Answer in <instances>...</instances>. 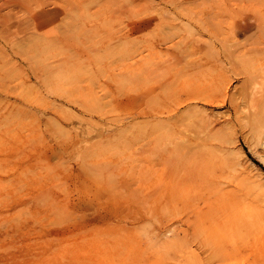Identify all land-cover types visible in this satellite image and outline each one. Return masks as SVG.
Instances as JSON below:
<instances>
[{
    "label": "rangeland",
    "instance_id": "rangeland-1",
    "mask_svg": "<svg viewBox=\"0 0 264 264\" xmlns=\"http://www.w3.org/2000/svg\"><path fill=\"white\" fill-rule=\"evenodd\" d=\"M259 131L264 0H0V264H264Z\"/></svg>",
    "mask_w": 264,
    "mask_h": 264
},
{
    "label": "bare ground",
    "instance_id": "bare-ground-1",
    "mask_svg": "<svg viewBox=\"0 0 264 264\" xmlns=\"http://www.w3.org/2000/svg\"><path fill=\"white\" fill-rule=\"evenodd\" d=\"M222 69V68H221ZM198 98H199V96H197ZM204 97V96H203ZM191 99H197V98H195V97H191ZM209 99H210V97H209ZM213 101V100H212ZM174 114H176V112L174 113ZM177 115V116H176ZM175 115V117H178V114H176ZM180 115V114H179ZM167 122V121H166ZM255 137H256V139L258 140V144H259V146H261V148H262V154H264V134H262V132L261 131H259V132H256L255 133ZM261 154V153H260ZM259 156V155H258ZM259 158V157H258ZM260 161L262 162V163H264V155H262V157L260 158ZM169 168V170L168 171H170L171 170V168H172V166H171V168H170V166L168 167ZM208 171H209V174H211V175H214V174H216L215 176H214V183H215V185H218L219 184V182L222 180V177L224 176L223 174H222V169L220 170V173H215V171H214V169H213V167H211V168H209L208 169ZM167 172V171H166ZM172 172V171H171ZM240 198V196L238 195V193H237V199L233 202V204H235L236 206H240L241 205V200L239 199ZM244 200H245V198H244ZM243 200V201H244ZM205 204L206 205H208L209 204V206H212V209H211V212H203V214L201 215L203 218L204 217H207V221H208V227H206V233H205V235L204 236H202V239H201V241H202V245L203 246H206L205 244H209V243H212V245L215 247V249H220V251L222 250V252L221 253H223V254H225V252H228V250H224L225 249V246L227 247V244L228 245H232L233 247H236L237 246V243H238V240H235V239H231V238H228V239H226V240H230V241H222L221 242V240H224L225 238H223L222 239V235L226 232V230H227V225L228 224H230V222L233 220V219H235L234 217H233V214L230 212V209H226V208H223V207H221V205H220V202L218 201V200H215V201H212L211 199H207V200H205ZM245 204V203H244ZM247 204V203H246ZM204 206V205H203ZM209 206H207V207H209ZM242 206V205H241ZM244 206V205H243ZM216 207L218 210H216V213H213V209ZM236 217V216H235ZM205 229V228H204ZM200 233H201V231H200ZM213 237V238H212ZM214 237H216V239H214ZM212 238V239H211ZM195 240V239H194ZM218 240H220L219 242H221V243H217V241ZM197 242H199V241H197ZM203 243H205V244H203ZM198 244V243H197ZM199 246H200V244H199ZM240 245H238L237 246V249H238V247H239ZM210 247V246H209ZM229 247V246H228ZM231 247V246H230ZM232 247V248H233ZM241 247H242V245H241ZM203 247H201V250H203L202 249ZM213 248V247H212ZM236 249V250H237ZM214 250V249H213ZM233 250V249H232ZM238 251V250H237ZM240 251V250H239ZM212 252H214V251H211V253ZM210 253V252H209ZM230 253V252H229ZM234 255V254H233ZM236 255H238V254H235V256ZM224 256V258H226L225 257V255H222L221 256V258ZM207 258H210V257H207ZM221 258L220 257H217V260L218 261H221ZM232 258V257H231ZM220 259V260H219ZM223 259V258H222ZM206 260H208V259H206ZM205 260V261H206ZM210 260V259H209ZM208 260V261H209ZM224 260V259H223ZM222 260V261H223ZM221 261V262H222ZM197 262H199V261H197ZM115 263V262H114ZM201 263V262H200ZM212 263V262H211Z\"/></svg>",
    "mask_w": 264,
    "mask_h": 264
}]
</instances>
